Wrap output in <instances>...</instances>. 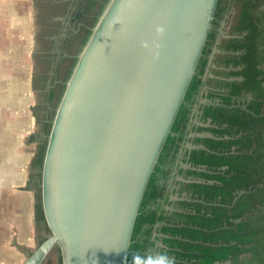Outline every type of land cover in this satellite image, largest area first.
Wrapping results in <instances>:
<instances>
[{
    "label": "water",
    "instance_id": "water-1",
    "mask_svg": "<svg viewBox=\"0 0 264 264\" xmlns=\"http://www.w3.org/2000/svg\"><path fill=\"white\" fill-rule=\"evenodd\" d=\"M217 3L107 0L41 137L32 107L36 141L44 144L39 188L49 235L21 264H43L54 248L60 264H126L147 183L196 72Z\"/></svg>",
    "mask_w": 264,
    "mask_h": 264
},
{
    "label": "trees",
    "instance_id": "trees-1",
    "mask_svg": "<svg viewBox=\"0 0 264 264\" xmlns=\"http://www.w3.org/2000/svg\"><path fill=\"white\" fill-rule=\"evenodd\" d=\"M229 2L218 0L214 19ZM242 5L235 32L244 36L229 41L225 47L231 52H241L228 56L224 62L225 67L236 69L225 74L235 80L221 83L218 87L225 92L215 96L208 94V98H217L224 106L239 104L247 93L252 98L245 111L222 107L202 109L201 123L210 120L212 127H198L196 132L212 134L214 138L194 140V145L203 146L209 152L188 153L186 162L190 167L203 171L184 170L185 179L199 183H187L183 188L191 199L195 197L200 202H179L177 209L184 212L157 218L151 211L144 210L152 186L150 178L134 224L126 264H145L143 252L150 243L147 238L139 243L136 236L145 222L152 224L157 219L169 224L162 227L166 248L157 264H264V26H259L264 23V13L260 12L264 0H245ZM197 81L195 72L163 149L185 116L184 103ZM43 149V143L37 145L32 161L37 170L34 223L39 235L36 247L49 235L39 188Z\"/></svg>",
    "mask_w": 264,
    "mask_h": 264
},
{
    "label": "flooded vegetation",
    "instance_id": "flooded-vegetation-1",
    "mask_svg": "<svg viewBox=\"0 0 264 264\" xmlns=\"http://www.w3.org/2000/svg\"><path fill=\"white\" fill-rule=\"evenodd\" d=\"M27 1L30 5L32 20L30 60L32 90L36 95L34 115L41 137L47 133L56 102L75 57L107 0ZM244 1L230 0L220 16L214 19L198 62L196 71L198 81L184 103L186 114L176 129L172 131L171 139L162 150L154 173L150 177L152 186L147 195L144 210L151 211L157 218L170 217L172 214L184 212L177 209L179 202H200L195 197L191 199L190 195L183 192L185 184L199 183L195 179H185L184 170H188L186 169V165H189L186 162L188 153L193 151L190 150V145L196 146L193 144L198 135L196 128L212 127L210 120L202 124L200 117L203 108H215V106L206 105L201 100L206 99L211 103L223 105L217 98L210 100L208 94L215 96L219 92L224 93L225 89L218 86L221 83L235 80V78L226 77L225 74L236 69L225 67L224 62L228 56H237L241 52H231L225 47L229 41L244 36L235 32V27L239 25L241 19ZM260 10L264 13V6ZM259 26H264V23H260ZM251 98V94L247 93L240 99L239 104L226 106L228 108L225 109L244 106L245 111L246 104ZM206 134L209 135L208 139L214 138L212 134ZM184 198L189 201L183 200ZM167 225L169 224L165 221L157 219L152 224L145 222L141 226L136 241L142 243L147 238L150 243L143 252L145 264H157L159 255L165 251L163 240L166 236L162 233V227Z\"/></svg>",
    "mask_w": 264,
    "mask_h": 264
},
{
    "label": "crops",
    "instance_id": "crops-1",
    "mask_svg": "<svg viewBox=\"0 0 264 264\" xmlns=\"http://www.w3.org/2000/svg\"><path fill=\"white\" fill-rule=\"evenodd\" d=\"M7 64L0 61V264H21L39 235L34 223L37 170L32 161L40 140L35 135L32 77L21 74L23 61Z\"/></svg>",
    "mask_w": 264,
    "mask_h": 264
},
{
    "label": "rangeland",
    "instance_id": "rangeland-1",
    "mask_svg": "<svg viewBox=\"0 0 264 264\" xmlns=\"http://www.w3.org/2000/svg\"><path fill=\"white\" fill-rule=\"evenodd\" d=\"M31 46L32 20L29 2L27 0H0V61L5 59L6 64L12 60L18 63L23 61L25 69L20 68L21 74H24L27 79L29 77L30 80ZM18 73L20 75V71ZM42 234L45 235V232ZM58 262V251L53 249L43 264H58Z\"/></svg>",
    "mask_w": 264,
    "mask_h": 264
}]
</instances>
